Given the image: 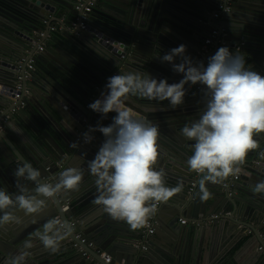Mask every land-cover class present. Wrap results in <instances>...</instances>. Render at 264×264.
<instances>
[{
  "label": "water",
  "instance_id": "1",
  "mask_svg": "<svg viewBox=\"0 0 264 264\" xmlns=\"http://www.w3.org/2000/svg\"><path fill=\"white\" fill-rule=\"evenodd\" d=\"M80 1L0 0V186L16 193L13 172L22 161L31 162L45 178L58 175L65 167H78L84 173L79 190L60 194L35 217L18 212L23 217L21 224L0 228V263L6 264L23 242L31 239L34 247L26 264H264V250L241 260L247 244L240 248V254H229L248 227L256 230L258 221L264 223V194L251 190L264 180V156L260 165L243 170L239 177L242 184L236 189L238 195H230L227 187L223 189L233 180L230 176L216 185L218 189L208 188L212 195L206 201L200 199L202 174L196 177L198 172L187 166L193 142L187 141L180 130L185 123L198 119L205 108L200 85L190 87L185 103L175 109L167 101L141 98H132L127 104L138 115L160 125L161 156L157 167L165 171L169 187L180 188L168 202L161 203L157 212L160 217L171 208L166 230L148 237L150 244L145 248L144 243L139 244V229L132 230L125 222L112 219L103 206L95 203L94 178L81 155L92 159L105 139L96 131L91 143H83V133L89 126H96L93 120L107 126L115 115L102 117L88 107L93 97L94 102L106 91L108 78L120 72L138 71L178 82L182 74L160 59L174 47L187 45V54L194 61L202 57L206 64L223 46V34L215 36L213 32L224 28L229 32L226 46L232 52L240 47L248 67L264 73V0H233L228 13H222L225 0H97L91 11H79ZM48 14L85 23L87 29L79 34H58L52 41L50 32L41 38L40 33L47 31L43 22ZM245 35L251 41L241 46L239 39ZM43 42L48 43L46 52H37ZM204 51L207 52L202 56ZM30 55L41 68L46 59L49 79L39 80L40 72L34 70L32 78L24 83V89L32 92L16 98V63ZM37 95L44 100L41 106L35 101ZM21 101L26 105L14 111ZM29 128L38 135V143L27 138L31 135ZM32 139L36 141L33 136ZM77 141L78 147H72ZM258 142L259 147L249 152L250 161L264 146V134ZM251 175L253 181L247 183ZM194 181L196 187L192 185ZM74 214L77 225L65 236L59 251L45 249L35 232L42 231L43 223L51 219L70 223ZM237 215L252 219L239 222ZM185 218L188 220L184 223ZM262 228L264 224L259 227ZM75 232H82L95 242L96 247L89 249L91 258L74 248L71 239ZM251 239L249 244L257 243V247L264 242L257 230ZM62 252L69 257L59 258ZM103 253L111 255L110 262H106Z\"/></svg>",
  "mask_w": 264,
  "mask_h": 264
},
{
  "label": "clouds",
  "instance_id": "2",
  "mask_svg": "<svg viewBox=\"0 0 264 264\" xmlns=\"http://www.w3.org/2000/svg\"><path fill=\"white\" fill-rule=\"evenodd\" d=\"M160 59L170 63L182 78L170 83L167 78L138 71L110 76L106 91L88 107L102 117L115 113L112 122L89 126L82 139L88 144L95 139L94 132L103 134L105 139L92 159L81 154L94 178L95 203L132 230L147 226L157 204L168 202L180 191L166 184L165 171L157 167L161 156L160 125L127 106L132 98L167 101L175 109L185 103L190 87L201 86L205 108L198 119L184 124L180 134L193 142V152L186 163L189 169L202 174L199 190L204 201L212 195L207 183H222L238 175L240 165L250 151L259 147V137L264 134V73L248 67L244 53H233L229 47L221 46L205 64L194 61L187 54V45L181 44ZM78 145L79 141L71 146ZM13 175L17 181L15 194L0 186V228L21 224L23 217L18 212L37 216L60 194L79 190L84 181L81 168L65 167L58 175L45 178L28 161L18 162ZM251 190L264 194V180ZM71 231V223L51 219L43 223L42 231H36L35 237L45 249L55 253ZM33 247L31 239L25 240L6 264H26Z\"/></svg>",
  "mask_w": 264,
  "mask_h": 264
},
{
  "label": "built area",
  "instance_id": "3",
  "mask_svg": "<svg viewBox=\"0 0 264 264\" xmlns=\"http://www.w3.org/2000/svg\"><path fill=\"white\" fill-rule=\"evenodd\" d=\"M232 3L233 0H225V3L221 6L222 8V13H228L231 12L232 10ZM97 4V0H81L80 4L77 6V9L79 11H91V9ZM44 25L48 26L47 27V31L43 30L40 33L41 38H45L47 36V32H50V34L52 33H60V32H67V31H71V32H76L77 34H79L81 31H84L87 29V25L85 23H78L76 22H68L67 20L64 19H56V17L52 18L51 16H47V18L44 20ZM214 35L217 36L220 33L223 34V39L220 40V42L222 43L223 46H226L228 43V40H226L225 38H227V36L229 35V32L226 29H215L214 30ZM238 49L240 47H237ZM45 50V42H43L41 45H38L37 47V52H43ZM207 51H204L202 56H204L206 54ZM199 61H202V57ZM36 68V62L35 60L32 58V55L30 56H25L23 57L20 61H18L16 63V69L18 71V76H17V88H16V92H15V96L16 98H20L22 99L24 97V95L27 96L28 94V90L24 89V83L27 80H30L32 78L33 72ZM94 97L91 99V102H93ZM26 105L25 101H21L20 104L18 105L17 108H21L24 107ZM15 108L14 111L17 109ZM264 156V146L258 151L257 156L251 160V161H246L243 164L240 165L241 171L246 169V168H251V167H256L258 165L261 164V159ZM63 165V164H62ZM61 165V166H62ZM242 172H240L238 175H236L233 180H238L240 175ZM200 173H197V177L199 176ZM232 184V181L230 182ZM230 183H226L224 184L225 187H230L231 184ZM193 187H196L197 183L196 181H194L192 183ZM161 203L157 204V210L156 212L151 216V218L148 221L147 226L144 227L143 230V234L145 235L146 239L144 240V245L143 248H145L146 244L148 242V236H151L155 233L156 228L155 225L158 222L156 219V215L157 212L159 210ZM213 217H218V215H214ZM60 220L62 223V219H58ZM184 223L186 222V220L183 221ZM72 224V227H75L77 225V221L73 220L70 222ZM247 231V235H252L253 231L251 229H246ZM72 244L74 246L75 249H77L78 251L83 253V256L87 257V258H91V254L89 253V249L90 248H95L96 244L93 240H91L88 236H86L84 233L82 232H75L74 234V238L71 239ZM260 250H264L263 246H260L259 248ZM106 260V262H110L111 257L106 255V253L102 254Z\"/></svg>",
  "mask_w": 264,
  "mask_h": 264
},
{
  "label": "crops",
  "instance_id": "4",
  "mask_svg": "<svg viewBox=\"0 0 264 264\" xmlns=\"http://www.w3.org/2000/svg\"><path fill=\"white\" fill-rule=\"evenodd\" d=\"M233 3H234V1H233ZM48 16H51L52 18L54 17L55 18V16L53 15V14H48ZM58 18H60V20L61 19H64V20H66V17H58ZM61 33H65V32H60V33H52V34H50V37L49 38H51L50 39V41H52V37H56L58 34H61ZM252 36H254V35H252ZM258 38L260 39V37L258 36ZM248 41H251V38L250 37H248L247 35H245V36H242L240 39H239V45H243L245 42H248ZM48 43L47 42H45V45H47ZM237 47V46H236ZM240 49V48H239ZM239 49L237 48V49H233V53H236L237 51H239ZM44 52H46V51H44ZM47 61L49 62V60L47 59ZM41 66H42V68L41 67H39V66H37V64H36V68H35V70H38V72H40V75H39V80H42L43 78L44 79H49V77H48V75H47V72H46V70H47V62H46V59H44V62H43V64H41ZM28 90V93L30 94L32 91H31V89H27ZM35 101H36V103H38V105L39 106H41L43 103H44V100H42V98H41V96L40 95H37V96H35ZM90 103H91V101H90ZM29 109V108H28ZM30 109H31V106H30ZM28 113V112H27ZM19 117V116H18ZM26 117H28V116H26ZM20 118V117H19ZM93 122H94V124L95 125H97V122L95 121V120H93ZM16 126H17V124H16ZM18 127V126H17ZM29 131H30V134L33 136V137H35V140L36 141H34L33 139H32V136L30 135H27V138L29 139V140H31V142L32 143H38V141H40V140H38V135H36V134H34V132L29 128ZM42 141V140H41ZM42 142H44V141H42ZM250 156H249V154H248V157H247V159L245 160V162L246 161H250ZM241 172H243V170L241 171ZM242 174V173H241ZM197 177V176H196ZM248 178V180H246L247 181V183H250L251 181H253V176L251 175L250 177H247ZM231 182V181H230ZM229 182V183H230ZM197 183V182H196ZM218 183H211V182H208L207 183V187L209 188V189H211V190H216V189H218V186H216ZM220 184V183H219ZM241 184H242V180H232V184H231V186L229 187V191H230V195H232V194H235V195H238L239 193L238 192H236V189H238V187H240L241 186ZM224 185H223V189H224ZM228 188V187H227ZM172 204V203H171ZM171 210V208H168L167 210H166V212H164V213H162L161 214V216L159 217V215H156L157 217H156V219L158 218V220L157 221H159L160 220V222H159V224L161 223V226L163 227V229H161V226L159 227V224H158V222L156 223V225H155V228H156V231H155V234L157 233V231L158 230H164L165 229V227H164V225H166V221H168V219H170L171 218V216H170V213H169V211ZM238 212V211H237ZM227 215L228 214H230V212H228V213H226ZM233 215L235 214V213H232ZM231 214V215H232ZM239 214V213H238ZM17 215L18 216H20L19 215V213H17ZM249 218L250 219H252L251 217H249V216H245V217H243V216H239V215H237L236 216V219L239 221V222H244V223H247L248 222V220H249ZM73 220H76L77 222H78V218L76 217V215L74 214L73 215V218H72V221ZM185 220L187 221L188 219L187 218H185ZM263 222H260V221H258L257 222V225L255 226V225H253V226H255V227H257V231L261 234V240L262 241H264V229L262 228V229H259V227H262L263 226ZM183 225V224H182ZM248 229H251L252 231H253V234L252 235H247L246 233H247V231H245V235L244 236H239V241H238V243H236L235 244V246H233V248L230 250V255L231 256H235V254L237 253V254H240L241 253V251H240V248L242 247V246H244V245H248V249H246V250H244L243 251V253H242V255H241V260H244V259H247L248 257H250L249 255L250 254H253V253H257V252H260V247H257L256 246V244L257 243H254V244H249V243H251V241H252V236L254 235V233H255V229H253L252 227H248ZM143 230H144V227L143 228H140L139 229V231H138V233H137V235L140 237V239H139V241L141 242V243H139L140 244V246L144 243V240L146 239V237H145V235L143 234ZM166 230V229H165ZM155 234H153V235H151V236H154ZM151 236H148V237H151ZM147 237V238H148ZM146 245H148V244H150L149 243V241L147 242V243H145ZM262 246L264 247V242H262ZM77 253L78 252H76V251H74L73 252V254L74 255H77ZM106 255H108V256H111L110 254H106ZM58 257L59 258H67V257H69L68 255H66L65 254V252H62V253H60L59 255H58ZM0 264H2V263H0ZM229 264H234V262H231V263H229Z\"/></svg>",
  "mask_w": 264,
  "mask_h": 264
},
{
  "label": "flooded vegetation",
  "instance_id": "5",
  "mask_svg": "<svg viewBox=\"0 0 264 264\" xmlns=\"http://www.w3.org/2000/svg\"><path fill=\"white\" fill-rule=\"evenodd\" d=\"M18 109V108H17Z\"/></svg>",
  "mask_w": 264,
  "mask_h": 264
}]
</instances>
